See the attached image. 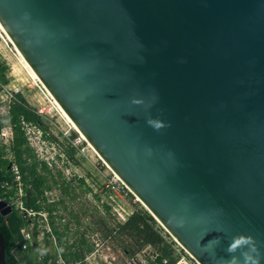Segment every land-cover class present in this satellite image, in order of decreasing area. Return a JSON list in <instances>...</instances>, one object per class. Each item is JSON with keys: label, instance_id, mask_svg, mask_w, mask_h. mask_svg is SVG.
I'll use <instances>...</instances> for the list:
<instances>
[{"label": "water", "instance_id": "water-1", "mask_svg": "<svg viewBox=\"0 0 264 264\" xmlns=\"http://www.w3.org/2000/svg\"><path fill=\"white\" fill-rule=\"evenodd\" d=\"M0 23L194 260L264 264V0H0Z\"/></svg>", "mask_w": 264, "mask_h": 264}, {"label": "trees", "instance_id": "trees-1", "mask_svg": "<svg viewBox=\"0 0 264 264\" xmlns=\"http://www.w3.org/2000/svg\"><path fill=\"white\" fill-rule=\"evenodd\" d=\"M7 68L0 61V75L5 81L7 78L4 74H6ZM5 119L13 129L14 136L10 149L22 174L26 190L25 203L37 211L47 212L52 230V233L43 231L45 233L44 249L42 255L38 256L35 244L40 233L38 219H27L16 208L8 216L0 213V231L5 240L7 264H56V253H54L56 250L51 248L53 236L57 240L58 247L63 249V256L68 263L74 264L82 261L87 252H92L93 245L87 241L85 233H81L72 242L70 240L72 234L70 221L63 223L65 214H58V211L60 206L63 211L68 209L67 198L71 201L76 200L79 187L85 186L84 192H90L92 188L86 184L84 178H78L80 185L74 184L72 180L76 177L68 180L61 169L54 171L47 161L40 160L35 148L30 144L25 125L32 124L41 128L44 132V138L57 143L68 160L77 162L75 158L77 149L70 144L61 145L56 136L51 133L48 135V126L21 93L17 94L16 99L11 102L10 112ZM3 127L4 124L0 120V134ZM6 149L7 146L0 147V198L7 197V194L1 189V184L10 178L7 171L9 160L4 158L7 154ZM57 157L60 159V156ZM55 188L61 190L64 195L59 200L51 202L47 193ZM17 191L16 186L11 193L17 195ZM105 207L107 212L112 211L110 206L105 204ZM70 214L74 218L78 216L74 209L70 210ZM76 222L80 225L79 219ZM103 222L104 227L102 229H104L106 237L117 239L121 243L130 239V243H125L123 248L132 260L144 247L151 246L156 253L155 258L150 260L151 264H164V259L167 260L168 264H176L178 261L179 256L175 253L173 242L163 235L162 228L146 209L136 207L125 221L119 222L113 227H110L105 220ZM27 226H30L33 233L31 243L24 237V229ZM26 244L27 247L24 248ZM182 264H188V262L184 261Z\"/></svg>", "mask_w": 264, "mask_h": 264}, {"label": "rangeland", "instance_id": "rangeland-1", "mask_svg": "<svg viewBox=\"0 0 264 264\" xmlns=\"http://www.w3.org/2000/svg\"><path fill=\"white\" fill-rule=\"evenodd\" d=\"M0 61L8 68L7 75L11 81V85H15V89H21L22 95L26 98L27 102L35 109L50 108L52 107L49 98L52 101V96L43 88L42 82L40 83L34 74L29 70L17 50L15 45L10 41L8 36L0 28ZM13 88V87H11ZM0 105L6 103L0 98ZM55 104V103H54ZM7 107V106H6ZM57 107V106H56ZM58 108V107H57ZM3 110H0V120L4 124L3 132L9 136L10 124L5 119L6 115H2ZM59 110V109H58ZM54 109L53 115L42 118L48 126V135L51 133L56 136L61 145H71V140L79 136L80 132L72 122L59 110ZM1 130V133H2ZM31 140L34 141L33 146L40 160H45L49 166L55 171L61 169L64 172L66 179L72 180L74 184L80 185L78 178H84L88 186L92 188L90 192H84L85 186L79 187L77 190L78 197L76 200L67 198L68 209L63 211L60 206L58 214H65L63 223L70 221L72 230L71 241L73 242L78 238L81 233H85L87 241L93 245L92 252H87L84 259L80 264H151L156 256L155 249L151 246H146L144 249L136 254L135 259L132 260L125 251L124 244L130 243V239H126L124 243L117 239L106 237L104 229L105 220L110 227L116 226L117 223L123 222L122 218L115 211V206H123L128 208V213H132L136 207L149 210L141 203L139 199L128 191V196H120L116 193L111 184L112 170L101 159L97 152L91 147L87 141H83L78 147L76 153V160H68L62 153L60 146L47 138L43 137V142L37 145V135L28 134ZM0 134V147L7 146L6 157L14 160V155L10 149L11 143H5ZM60 156V159L57 157ZM123 191V190H122ZM97 194V195H96ZM50 201L59 200L64 194L58 188L47 193ZM99 196V197H97ZM105 204L112 208V211L107 212ZM74 209L78 213L77 218L70 214V210ZM150 213V212H149ZM56 214V213H55ZM151 214V213H150ZM152 215V214H151ZM155 218V217H154ZM80 220V225L76 220ZM50 220V219H49ZM157 221V224L162 228V232L166 235L169 241L173 242L175 253L179 257H185L188 264H198L183 248L174 240V238L166 231V229ZM32 227V225H31ZM39 235L44 231L46 232L45 223L39 226ZM77 234H74L76 233ZM36 241V254L42 255L44 249V236L40 235ZM53 245L51 248L55 250V238L52 237ZM57 241V240H56ZM58 244V243H57ZM61 248V247H60ZM62 252L63 249L61 248ZM40 262V261H39Z\"/></svg>", "mask_w": 264, "mask_h": 264}, {"label": "built area", "instance_id": "built-area-1", "mask_svg": "<svg viewBox=\"0 0 264 264\" xmlns=\"http://www.w3.org/2000/svg\"><path fill=\"white\" fill-rule=\"evenodd\" d=\"M4 75L7 78L6 81L0 75V98L5 99L4 101L5 102L7 101V102L3 104L4 106L0 105V110L4 109L2 115H8L10 112L11 102L14 99H16L17 94L21 93L22 90L11 88L10 87L11 81L9 80V76L7 75V73ZM49 102H50L52 107L35 109V112L39 116H41L42 118H44V117L47 118L48 117L47 115H53V113L55 112L54 109L58 110V108L54 104V101H52L51 98H49ZM25 130H26L27 135L32 134V133L37 135V140H38V141H36L37 145H39V144H41V142H43L44 132L41 128H39L35 125H32V124H26ZM13 136H14L13 135V129L11 126H10L9 136H7V134L5 132H3V130H2L1 138H3L5 140L4 141L5 143H8V144L11 143L13 141ZM28 138H29L30 144L32 146H34L35 145L34 141L31 140V137L28 136ZM83 141H86V140L83 137V135L80 133L79 136H77L71 140V145L74 147H78L80 144L83 143ZM4 158L9 160L7 171L10 174V178L4 180L1 184V189L3 190V192H5V194H7V197L2 198V199L6 200L8 202V204L13 207V210H14V208L18 209L19 212L25 218L30 219V220L38 219L40 226L42 225V222H44L45 227H46V232L52 233V230H51V227L49 224L48 213L37 211V210L27 206L25 203L24 197L26 196V190H25V186H24V182H23V178H22V174H21L19 165L15 162V160H12V158H9L6 156ZM112 173H113V175H112L110 182L112 184L114 191L116 193H118L120 196H124V197L128 196L127 190L130 191V189L122 182V180L113 171H112ZM16 186L18 188L17 195H13L11 192L13 191L14 187H16ZM130 193H132V192L130 191ZM114 209L118 213V215L122 218V221H125L128 218V216L131 214L130 212L128 213V208L123 207V206H115ZM40 235L44 236L45 233L42 232ZM40 235L38 237H41ZM163 235L166 236L164 233H163ZM24 237L30 243L32 242L33 233H32L30 226H27L24 229ZM53 238H55V237L53 236ZM54 244H55V250H56L55 251V253H56L55 263L56 264H70L64 258L61 248L58 247L56 238H55ZM26 247H27V244L24 245V248H26ZM184 261H187L185 257H182V258L179 257L176 264H182V262H184ZM80 262H76L74 264H80ZM163 263L168 264L166 259L163 260Z\"/></svg>", "mask_w": 264, "mask_h": 264}, {"label": "bare ground", "instance_id": "bare-ground-1", "mask_svg": "<svg viewBox=\"0 0 264 264\" xmlns=\"http://www.w3.org/2000/svg\"><path fill=\"white\" fill-rule=\"evenodd\" d=\"M0 27L2 28L3 32L8 36V38L10 39V41L12 42L10 36L7 34V32L5 31V29L3 28V26L0 23ZM15 49L17 50V52L20 54V56L24 59V61L27 63V65L29 66V68L31 69V71L35 74L36 78L39 80V82H41V80L39 79L38 75L35 73V71L31 68V66L28 64V62L25 60V58L22 56V54L19 52V50L15 47ZM43 84V83H42ZM44 86V85H43ZM10 87L16 88L14 84L11 85L10 82ZM45 88V86H44ZM47 90V89H46ZM48 91V90H47ZM49 92V91H48ZM49 94L52 96V94L49 92ZM52 98L55 100L56 102V106L58 107V109L69 119L70 122H72L74 124V122L72 121V119L67 115V113L63 110V108L61 107V105L57 102V100L52 96ZM74 126L76 127V125L74 124ZM76 129H78L76 127ZM79 131V130H78ZM86 140V139H85ZM88 142V141H87ZM89 143V142H88ZM90 144V143H89ZM93 149L94 147L91 146ZM95 150V149H94ZM96 151V150H95ZM98 154V153H97ZM139 199V198H138ZM140 200V199H139ZM141 201V200H140Z\"/></svg>", "mask_w": 264, "mask_h": 264}, {"label": "crops", "instance_id": "crops-1", "mask_svg": "<svg viewBox=\"0 0 264 264\" xmlns=\"http://www.w3.org/2000/svg\"><path fill=\"white\" fill-rule=\"evenodd\" d=\"M1 28V27H0ZM2 29V28H1ZM3 31V30H2ZM20 55V54H19ZM22 58V57H21ZM23 59V58H22ZM23 61H24V59H23ZM25 62V61H24ZM25 64L27 65V63L25 62ZM28 66V65H27ZM28 68H29V66H28ZM29 70H31L30 68H29ZM32 72V71H31ZM33 73V72H32ZM34 74V73H33ZM34 76H35V74H34ZM36 77V76H35ZM39 81V80H38ZM41 83V82H40ZM43 85V84H42ZM43 88H44V86H43ZM45 90H46V88H44ZM46 92H48L47 90H46ZM49 93V92H48ZM19 94V93H18ZM22 94V93H21ZM54 103H55V105H56V102H55V100H54ZM1 106H4V105H1ZM7 116V115H6ZM55 253V252H54Z\"/></svg>", "mask_w": 264, "mask_h": 264}, {"label": "clouds", "instance_id": "clouds-1", "mask_svg": "<svg viewBox=\"0 0 264 264\" xmlns=\"http://www.w3.org/2000/svg\"><path fill=\"white\" fill-rule=\"evenodd\" d=\"M155 127L159 128V127H161V125L156 124ZM229 250L231 251V249H229Z\"/></svg>", "mask_w": 264, "mask_h": 264}]
</instances>
